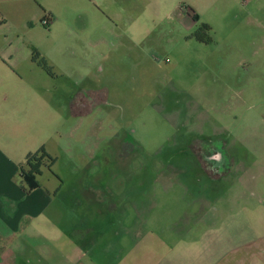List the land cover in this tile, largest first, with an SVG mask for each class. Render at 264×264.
Instances as JSON below:
<instances>
[{
	"label": "rangeland",
	"instance_id": "rangeland-1",
	"mask_svg": "<svg viewBox=\"0 0 264 264\" xmlns=\"http://www.w3.org/2000/svg\"><path fill=\"white\" fill-rule=\"evenodd\" d=\"M81 89L90 112L70 117ZM202 139L226 143L225 176L199 166ZM0 150L94 226L124 196L95 263L232 260L264 205V0H0Z\"/></svg>",
	"mask_w": 264,
	"mask_h": 264
},
{
	"label": "crops",
	"instance_id": "crops-1",
	"mask_svg": "<svg viewBox=\"0 0 264 264\" xmlns=\"http://www.w3.org/2000/svg\"><path fill=\"white\" fill-rule=\"evenodd\" d=\"M84 92L87 93L81 89L68 98L70 117L90 112V109H83L85 106L78 109L75 102L79 95L83 101H91V94ZM222 176L225 175L219 177ZM21 181L14 160L0 150V264H99L95 263V246L103 231L112 230L117 234L119 228L122 230L124 205L121 199L124 196L107 193L100 206L94 209L95 214L104 216L105 229L103 225L89 223L88 215L93 213V207H59L62 197L58 191H54L51 199L49 192L41 186L28 190ZM139 199L140 194L129 201V207L133 210L139 207ZM202 203L203 200L198 198L199 210L193 211L194 215L203 214L205 206ZM243 210L254 238L243 240L235 248L239 250V256L228 260L224 255L215 264H264V205H248ZM136 219V215L132 217L133 225L128 228L141 234L142 226Z\"/></svg>",
	"mask_w": 264,
	"mask_h": 264
},
{
	"label": "flooded vegetation",
	"instance_id": "flooded-vegetation-1",
	"mask_svg": "<svg viewBox=\"0 0 264 264\" xmlns=\"http://www.w3.org/2000/svg\"><path fill=\"white\" fill-rule=\"evenodd\" d=\"M93 98L94 96H91V101L94 100ZM75 102L77 103L79 108H83V106H85V103H87L88 101L87 102L83 101L82 97L79 95L77 96ZM198 142H204L207 144V146L202 148L200 145H197V143H195V145L192 146H196L195 147L196 151L190 149L191 143L188 144V147L196 157V160L198 161L200 167H202L206 171L214 172V174L217 175V177L222 175L226 170L230 168L231 161L230 158L225 153L226 151L225 142L223 141L212 142V140L206 141L204 139ZM135 146L136 145L134 143L133 144L129 143V141H127V139H124V137L121 141H118L117 143V147L121 151L122 150L129 151L130 148L134 149Z\"/></svg>",
	"mask_w": 264,
	"mask_h": 264
},
{
	"label": "trees",
	"instance_id": "trees-1",
	"mask_svg": "<svg viewBox=\"0 0 264 264\" xmlns=\"http://www.w3.org/2000/svg\"><path fill=\"white\" fill-rule=\"evenodd\" d=\"M209 30V26L206 24L200 25V27L193 33V37L198 41H203V37L200 35L203 31ZM27 164H31V161L27 160ZM36 163L32 164L30 166V169L28 171L22 170L21 171V178L24 183L27 185L28 190L35 189L38 187V182L35 180V173L38 172L39 165H35Z\"/></svg>",
	"mask_w": 264,
	"mask_h": 264
}]
</instances>
